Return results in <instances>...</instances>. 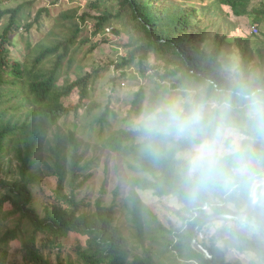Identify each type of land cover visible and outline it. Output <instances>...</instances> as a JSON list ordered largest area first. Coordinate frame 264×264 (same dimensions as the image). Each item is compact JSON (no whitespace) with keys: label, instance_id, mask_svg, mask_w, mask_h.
<instances>
[{"label":"trees","instance_id":"1","mask_svg":"<svg viewBox=\"0 0 264 264\" xmlns=\"http://www.w3.org/2000/svg\"><path fill=\"white\" fill-rule=\"evenodd\" d=\"M64 1L49 0L36 9L35 0H0V24L6 21L0 34V264L9 263L13 241L20 242L16 253L25 264H72L61 257L68 250L79 264H264V184L256 189L253 206L254 184L264 178V131L246 119L232 93L236 65L249 84L264 89V49L250 47L262 43L264 0H106L109 7L102 11L105 0H86L84 11L79 5L64 7ZM234 17H247L258 32H233ZM114 20L124 23L132 41L124 40L127 50L119 60L104 63L94 51L110 41V31L121 33ZM88 22L92 33L85 40ZM99 35L97 44L93 37ZM254 54L260 57L255 76L249 66ZM136 64L150 85H136L133 97L123 100L129 103L95 98L103 73L115 92ZM172 91L205 106L216 103L214 123L222 119V129L240 132L239 149L255 173L250 186L210 189L193 198L181 179L186 144L145 147L133 125L145 106ZM228 99L232 108L225 113ZM91 141L130 163L127 190L122 193L118 185L108 205L106 183L94 205L81 197L95 174V160L86 157ZM8 158L15 167L5 172ZM50 180L55 186L47 185ZM145 193L174 197L181 226L164 224ZM39 196L44 199L38 207ZM217 214L247 216L209 220ZM217 221L222 227L211 233ZM195 233L212 259L194 247Z\"/></svg>","mask_w":264,"mask_h":264},{"label":"clouds","instance_id":"2","mask_svg":"<svg viewBox=\"0 0 264 264\" xmlns=\"http://www.w3.org/2000/svg\"><path fill=\"white\" fill-rule=\"evenodd\" d=\"M232 93L238 98L246 119L264 131V89L253 87L238 65L232 69ZM231 110V99L222 106ZM203 103L179 95H169L145 106L135 127L148 150L170 142H183L186 152L180 161L181 179L195 198L210 189L250 186L255 173L243 149L233 146L222 131L223 120Z\"/></svg>","mask_w":264,"mask_h":264},{"label":"rangeland","instance_id":"3","mask_svg":"<svg viewBox=\"0 0 264 264\" xmlns=\"http://www.w3.org/2000/svg\"><path fill=\"white\" fill-rule=\"evenodd\" d=\"M35 1H37L36 2V9L50 5L49 0H35ZM85 1L86 0H77L74 2H69V0H65L62 3V5L64 7H68L72 4L83 6L81 8V11H84L83 9H85L84 8ZM88 1H90V0H88ZM260 1L261 0H254L253 4H257V2H260ZM100 7H101V11L108 9L109 6H108V3L106 2V0L103 2V4ZM51 8L55 9V11H59L61 9V6H59V7L55 6V7H51ZM111 9L114 12L117 11L118 8L115 5V1H113ZM203 11L204 10H202V12ZM35 14H36V12L34 13V16H35ZM93 14H97V11L93 10ZM204 19L207 20L206 17H204ZM89 22L84 25V32L81 36V38H83L85 40L89 39V37H91V33H92V29L88 25V24H90ZM233 22L235 24L231 28V30L233 32L236 31V32L241 33L242 35H254L252 32V27L254 25H252L250 23V21L247 17H242V18H235L234 17ZM5 23H6V21H4L2 24H0V34L2 32V29H3V26L5 25ZM112 24L114 26H117V27H115V29H118V31H120L121 33L116 34V33H114V30H112V32L110 31L109 36H108L110 41L105 42L103 44V47L101 46L99 49H97V51H94L95 57L104 63L108 62L109 60H116V61L119 60V58L127 50V47L123 44L124 40L126 41V39H127L128 42L132 41L131 34L126 29V26L124 25V23L122 21L114 20L112 22ZM112 28H113V26L109 27L110 30ZM220 29L223 31L224 29H226V27L221 25ZM33 32L34 33L37 32L36 27L33 29ZM123 32L125 33L126 38L123 35ZM26 36H27V33H25L22 36V42L23 43H25L23 38H25ZM93 38L99 40L97 42V44H99L100 41L103 39V36L99 35L98 37L94 36ZM260 38L262 40V43L261 42H259L258 44L251 43L250 47H262L264 49V43H263L264 36H261ZM121 44H123L124 46ZM86 47H87V45L84 48L85 51H86ZM237 57H239V56H237ZM259 58L260 57L257 56V54H254V58L251 59V61H250L249 66H250V69H252L254 71L253 76H255V74L260 73V69H259L260 67H259V64L257 63ZM86 59H87L86 63H88V64H91L93 61L92 57H90L89 54L86 56ZM90 67H91V65H87V66H85V69H90ZM138 67L139 66L137 64L135 65V67H133L132 71L134 74H131L125 81H123L121 83L120 87H118V91H115V92L112 91L111 82L108 81V76H109L108 73L107 72L103 73L102 77L100 79H98L96 81V84H95V88L97 89V90H95V94H94L95 98L98 99L99 101L103 102V103L108 102L111 99H112V102L118 103L117 101L120 99L118 105H121V106L129 103L128 101H123V100L124 99H131L133 97V92L137 89L136 85H141L142 83L145 86L150 85L149 78H147V79L141 78ZM75 76L76 75L74 72H72V74H70L71 79H75L76 78ZM124 82H125V85H124ZM111 95L113 97H111ZM170 95L182 96L181 94H177L176 91H172V93H170ZM182 97H184V96H182ZM77 99H78V91H76L72 96L73 101L76 102ZM216 105H217L216 103H213V104H211V107H209V106H205V107L211 112L213 107ZM128 109H129V106L121 108V111L124 112V114L120 116L121 118L127 114ZM135 125H133V127H135ZM225 129L226 130L222 129L224 135L226 137H233L234 138V147L240 148L242 137H243L240 134V132L236 129H230V128H226V127H225ZM86 157L88 159H94L95 160V162L92 165V171L95 174L90 179V181L87 183L86 187L82 190L81 197L82 196L87 197L89 199V201L92 203V205H94L96 199L101 194L102 187L106 183L105 202L108 205L113 200V198H114L113 190L118 185L121 186L122 193L125 190H127L126 189L127 176H126L125 172L127 171V166H129L130 163L129 162L125 163L119 154L110 152V151L102 148L101 146L96 144L95 141L90 142L89 148H88L87 153H86ZM4 164H5V172H8L9 169L15 167V164L9 158L4 162ZM117 166L119 167L120 173L117 172ZM8 177H9V175H8ZM261 179H263V178H261ZM259 180L260 179H258L257 181H259ZM55 184H56V182L54 180H50L47 183V185H51V186H55ZM253 198H254V201H253L254 204L253 205L255 206L257 203V200H258L256 193H253ZM43 199H44L43 196H39L38 201H36V206L39 207V203ZM144 199L150 205V207L153 209V211L159 215V218L161 219V221L164 222V224H166L167 226H174V227L181 226L182 222L176 214V210L180 207V204L178 203V201L174 197H167L164 199H159V198L151 195L150 193H145ZM117 201H118V203H120V201H122V196H120ZM122 220H123V218H122ZM214 220H216V219H214ZM14 223H15V220L12 219L10 222V225L13 226ZM219 223L220 222L217 221L216 224H213L211 226V228H212L211 233H214L215 231H217L218 228L222 227V225H220ZM72 237L76 238L75 235H73ZM81 241H82V243H85V241L83 239ZM19 246H20L19 241H13L12 242V246H11V250H10L11 253H10L8 264H25V261L23 260L21 253H16V248ZM52 257H53L54 261L56 262L57 260H55V259L57 258V252H54L52 254ZM61 257L63 259H66L69 257V260L72 261V264H79V262L77 261V255H75L70 250L63 251Z\"/></svg>","mask_w":264,"mask_h":264},{"label":"water","instance_id":"4","mask_svg":"<svg viewBox=\"0 0 264 264\" xmlns=\"http://www.w3.org/2000/svg\"><path fill=\"white\" fill-rule=\"evenodd\" d=\"M261 184H264V178L263 179H260L259 181H257L255 184H254V188H253V193H256V189L259 185ZM254 206V205H253ZM254 207H252L253 209ZM247 215L244 214V215H238V214H217V215H213L209 218V220H214V219H217V218H220V217H229V218H245ZM197 233H195V237H194V241H193V244H194V247L205 253L209 258L212 259V256L208 253V251L206 249H204L200 243L197 241V236H196Z\"/></svg>","mask_w":264,"mask_h":264},{"label":"built area","instance_id":"5","mask_svg":"<svg viewBox=\"0 0 264 264\" xmlns=\"http://www.w3.org/2000/svg\"><path fill=\"white\" fill-rule=\"evenodd\" d=\"M252 31H253V32H258V28H257L256 26H253V27H252Z\"/></svg>","mask_w":264,"mask_h":264}]
</instances>
